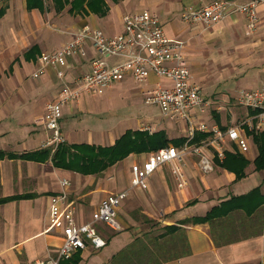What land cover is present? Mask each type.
<instances>
[{
	"label": "crops",
	"instance_id": "0c3cea01",
	"mask_svg": "<svg viewBox=\"0 0 264 264\" xmlns=\"http://www.w3.org/2000/svg\"><path fill=\"white\" fill-rule=\"evenodd\" d=\"M88 1L0 0V112L4 113L5 105L12 103V98L5 96L9 85L5 79L12 74L14 89H30L33 129L37 125L49 135L40 121L36 123L37 118L43 116L46 104L55 100L60 87L65 83L75 86L99 56L87 46L83 55L69 57L64 67H47L38 78H32L40 64V56L60 49L85 25L100 30L107 37H114L122 33L123 15L148 11L158 16L167 38L183 42L190 81L200 90L205 101L203 108L189 111L183 119H167L161 113L160 119L148 114L147 117L137 115L120 132L97 128L94 131L93 126L86 125L83 120L84 117L92 119L93 112L87 110L86 105L104 93L83 94L78 101L62 109L60 127L65 143L108 147L128 130L141 131L144 130L141 125L161 122L166 126L175 125L179 131L176 138H170L165 128L147 130L163 132L170 141L166 146L177 149L186 145L198 147L199 143L212 139L211 135L199 131L201 125L225 130L246 117L248 112L235 107L234 98L240 90L257 88L264 81V3L257 7L256 30L249 33L241 15H233L210 28L181 19V14L188 8H202L215 0H94L91 9L87 6ZM232 1L247 3L254 0ZM104 7L107 12L101 16L99 13ZM106 61L114 64L118 59ZM227 72L232 81L221 86L220 80L225 79ZM25 78L33 79V86L26 84ZM127 80L134 81L124 75L107 90L119 88L131 96L137 90L143 98L142 92L146 88L169 84L163 78L149 75L146 82L134 81L138 88L131 90L123 88ZM83 126L87 131L82 130ZM197 136L201 137L198 141ZM252 148L247 155H239L232 144L233 151L226 153L227 159L234 155L244 159L240 176L221 167L220 163H214V170L203 175L198 169V157L186 155L182 166L187 186L183 189L175 187L169 166L159 167L147 179L146 190L131 189L120 203L117 215L120 231H113L119 234L108 238L105 231L111 229L105 228L102 230L106 239L103 249L89 248L63 261L77 255L78 264H107L134 238L158 227L173 225L184 229L189 252L163 264H264V168L255 169L257 145ZM41 149L25 152L0 149V264H33L37 260H46L47 254L55 253L62 236L46 233L45 228L49 198L62 191L59 179L71 183L66 191L74 200L76 223L83 224L90 220L102 199L129 188L133 164H142L159 150L131 153L99 174L86 175L54 167L50 156L37 155ZM211 149L209 146L200 152L209 155ZM126 200L136 201L137 205L124 206ZM213 208L218 216L211 221L179 224L203 217ZM137 213L141 214L142 221L137 219ZM153 223L158 226H152ZM112 243L117 249L111 251Z\"/></svg>",
	"mask_w": 264,
	"mask_h": 264
},
{
	"label": "built area",
	"instance_id": "2783aa9c",
	"mask_svg": "<svg viewBox=\"0 0 264 264\" xmlns=\"http://www.w3.org/2000/svg\"><path fill=\"white\" fill-rule=\"evenodd\" d=\"M261 3L264 0L247 3L215 0L202 8H188L181 14V19L210 28L233 15H241L246 20L247 30L254 32L258 22L257 7ZM72 35V39L57 51L42 54L40 64L32 74V78H38L47 67H64L69 57L83 55L87 46L99 56L91 62L89 72L82 75L75 86L63 84L55 100L45 106L40 123L49 133L47 145L52 152L65 142L60 127L63 107L78 101L83 94L102 95L124 75H129L137 83L146 82L149 75L169 82V85H155L142 92L144 104L157 106L164 118L183 119L189 111L201 110L204 106L198 86L190 81V68L184 55L183 42L164 35L156 14L142 11L123 15L122 33L114 37H107L100 30L86 25ZM109 58L118 61L111 64L106 61ZM237 103L253 114L249 113L238 126L229 128L226 133L212 127L209 130L212 139L204 145L206 149L211 146L220 161L224 158L225 151L230 149L229 143H233L238 152L249 151L243 134L244 126L252 130L256 122L255 125L260 130L264 129V81L257 88L241 90ZM199 131L205 133L207 127L201 125ZM189 154L198 157L200 171L212 169L209 158L202 155L198 147H163L149 155L142 164H133L130 169L129 188L102 199L90 220L83 224L76 223L74 200L66 191L71 183L62 179V191L49 198L45 228L46 233L61 235L62 242L56 249L55 256H48L46 260H37L33 264H59L79 251L89 248L94 251L103 249L106 239L102 230L106 228L120 231L117 221L118 207L129 191L146 190L147 179L162 166H169L178 188L184 187L186 180L182 161Z\"/></svg>",
	"mask_w": 264,
	"mask_h": 264
},
{
	"label": "trees",
	"instance_id": "16d2710c",
	"mask_svg": "<svg viewBox=\"0 0 264 264\" xmlns=\"http://www.w3.org/2000/svg\"><path fill=\"white\" fill-rule=\"evenodd\" d=\"M94 0H89L87 6L92 8ZM107 8L104 7L99 13L105 15ZM253 142L257 145L258 153L254 159L255 169L264 168V133L247 131ZM203 137V135H201ZM200 136L195 139L198 141ZM168 139L161 131L150 133L147 130L126 131L113 145L108 147L94 146L88 144L67 145L65 142L59 144L54 152L49 147L37 152L38 156L48 155L54 167L64 170L80 172L86 175L99 174L108 167L122 161L131 153H143L150 150H158L165 147ZM52 152V153H51ZM244 159L239 155L228 156L220 164L221 167L233 171L240 176L243 170ZM218 216L214 208L203 217H194L179 224L187 222L201 224L211 221ZM220 217V216H219ZM158 231V232H157ZM157 232V233H156ZM188 243L184 229L179 226H162L158 230L142 234L114 254L107 264H163L170 260L188 254ZM79 259L75 255L69 261H60L59 264H78Z\"/></svg>",
	"mask_w": 264,
	"mask_h": 264
},
{
	"label": "rangeland",
	"instance_id": "374dc122",
	"mask_svg": "<svg viewBox=\"0 0 264 264\" xmlns=\"http://www.w3.org/2000/svg\"><path fill=\"white\" fill-rule=\"evenodd\" d=\"M249 33H251V31H249ZM226 37H231V36L227 35ZM226 74L227 75L224 77L225 79L220 80L221 86H227L232 81L229 78L230 73L227 72ZM231 75H233V74H231ZM5 80H6V82L9 83V85H7V88L5 90V96H6V98L11 97L12 103H9V104L7 103V105H5L6 109L4 108V113L0 112V149H4L6 151L15 150L17 152H25V151L33 150V148L39 149V148L48 147L47 141L49 139V135L43 129H41L42 127L40 128L37 125H34L35 129H33V115H31L33 113V97H31L30 89L27 87L25 89H23V88L14 89L12 84H13L15 78L13 77L12 74L7 75V78ZM24 82H26V84L30 83L33 86V79L29 80V78H25ZM125 87H129V88H131V90H133V89L138 88V84L132 80H127L125 85L123 86V88H125ZM242 90H245V89H242ZM239 92L237 93L236 97L234 98V105L237 108L242 107L237 103ZM133 94L134 95L131 96L127 92H123V90H119V88H114L112 90H106L102 96L97 98V100L92 98L90 100V102L86 105V109L93 112L92 117H91L92 119H84L85 118L84 117L83 118V120H85L84 123L86 125L93 126L94 131L97 128L98 130L111 129L113 131L120 132L123 130L124 126L131 124L132 123L131 120L134 117H136L137 115H139V116L142 115V116L147 117V114H148L150 117H152L154 119L155 118L156 119L161 118L159 109H157L154 106H148V105L144 104L143 98H142L139 91L136 90V91H134ZM128 95H130V97H127ZM13 99H15V100H13ZM43 99H45V98H43ZM43 99H41V101H43ZM204 104H205V101H204ZM245 110L248 112L247 115L249 113L253 114V113L249 112L247 109H245ZM247 115H246V117H247ZM38 119L39 118H37L36 123L40 121V119L39 120ZM243 120L239 119L238 121L242 122ZM239 124L231 126L229 128L236 127ZM255 124H256V122H254V128L252 130H249L247 126L243 127V131H244L243 134L246 137V140L248 142L250 149L252 147L254 148V145H256V144L245 133H247V131L255 132V133H264V129L260 130V128H258ZM205 126L207 127V131H205V133L208 134V136L212 135L209 130L212 127H216V126H212V127H208L207 125H205ZM83 127H85V128H82V130L87 131L86 126H83ZM140 127L144 130H151V131L161 129V128H165L168 130V136L170 138H172L174 136H175L174 138H176L179 135V131L175 125H167L166 126V125L161 124V122H155L154 124H149V125H141ZM229 128H226L225 130H221V129L220 130L223 133H226L225 131L228 130ZM89 130H91V128H89ZM64 138H65V136H64ZM65 142H66V138H65ZM205 143H206V141L198 144V148H200V151L202 149L206 150V147H204ZM232 144L233 143H229L230 149L225 151L224 158L221 161L217 157V153L215 152V150L213 148L208 153L209 155L202 154V155H205L209 158L212 169L204 171V172L200 171L201 174L208 175L214 170V163L215 164H217V163L221 164L225 160L226 153L228 151H233ZM235 149H236V153L239 155H247L249 153V151L245 152V153L238 152L236 146H235ZM168 169H169L168 171L170 172L169 167H168ZM198 169H199V167H198ZM62 179L63 178L59 179V182ZM26 182H27L26 179L23 180L24 185L26 184ZM185 185L187 186V181H186ZM175 187L177 189L185 188V186L182 188H178L176 186V184H175ZM125 205L130 208V206H132V207L136 206L137 202L136 201L130 202V201L126 200L124 206ZM137 215H138L137 219L139 221H142L141 220V214L137 213ZM152 226H158V224L153 223ZM159 228L160 227H158V229ZM158 229H156V230H158ZM123 231H124V228L121 232H123ZM117 234H119V233H113V230L105 231V235L108 238H111ZM113 244H115V243H112L109 247V249L111 251L114 249H117L116 246ZM47 251H49V250H47ZM47 256L53 257V256H55V253L47 254Z\"/></svg>",
	"mask_w": 264,
	"mask_h": 264
}]
</instances>
